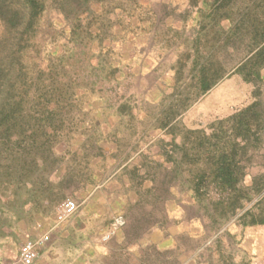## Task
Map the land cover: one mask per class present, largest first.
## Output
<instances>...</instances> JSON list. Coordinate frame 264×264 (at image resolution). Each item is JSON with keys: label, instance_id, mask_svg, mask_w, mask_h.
I'll list each match as a JSON object with an SVG mask.
<instances>
[{"label": "rangeland", "instance_id": "obj_1", "mask_svg": "<svg viewBox=\"0 0 264 264\" xmlns=\"http://www.w3.org/2000/svg\"><path fill=\"white\" fill-rule=\"evenodd\" d=\"M31 1L0 10V257L113 174L141 190L129 217L159 223L158 264H264L247 256L264 253V130L227 121L264 116V0Z\"/></svg>", "mask_w": 264, "mask_h": 264}, {"label": "crops", "instance_id": "obj_2", "mask_svg": "<svg viewBox=\"0 0 264 264\" xmlns=\"http://www.w3.org/2000/svg\"><path fill=\"white\" fill-rule=\"evenodd\" d=\"M118 180L112 174L88 185L77 195L78 208L69 219L39 231L34 240L43 239L37 246L36 264H144V249L150 250V264L153 257L158 264L159 223L144 224L129 217L128 208L136 205L142 193L120 187ZM118 217L123 219L121 225L116 224ZM247 256L255 260L264 258V253L250 247Z\"/></svg>", "mask_w": 264, "mask_h": 264}, {"label": "trees", "instance_id": "obj_3", "mask_svg": "<svg viewBox=\"0 0 264 264\" xmlns=\"http://www.w3.org/2000/svg\"><path fill=\"white\" fill-rule=\"evenodd\" d=\"M31 1V0H30ZM32 2V1H31ZM10 0H0V10L1 11H8L10 9H12L10 7ZM261 51V50H260ZM254 76L258 75V71L257 69L253 70L252 73ZM208 85H205V88H207ZM257 102H254L250 105H248L247 107H245L244 109L240 110L238 113L230 116L228 120H233V127H232V133L235 136H240L242 138H245L247 136V133L250 131H255V130H260L263 129L264 130V116L262 115H258L257 113H255V115H251V113L255 111V108L257 106ZM239 146V143H235L233 142V144L231 145V149L230 151H223L220 154V157L223 159L222 160V166L227 165L226 169L234 171L233 169H230V165H233V160H234V154L237 151V147ZM225 170V168H224ZM229 172V175H223L221 177V181L223 183H225L227 186H231L232 184L235 182L234 179L230 178V176L232 175L233 172ZM255 223H259V224H264V216L260 217V219H254Z\"/></svg>", "mask_w": 264, "mask_h": 264}, {"label": "built area", "instance_id": "obj_4", "mask_svg": "<svg viewBox=\"0 0 264 264\" xmlns=\"http://www.w3.org/2000/svg\"><path fill=\"white\" fill-rule=\"evenodd\" d=\"M77 208L78 204L75 200H64L59 208V218L66 219L67 217L71 216L77 210ZM122 223V217H118L116 219V224L121 225ZM42 239L25 241L20 246L16 257L10 260H0V264H36L35 260L38 255L37 246L42 243Z\"/></svg>", "mask_w": 264, "mask_h": 264}]
</instances>
